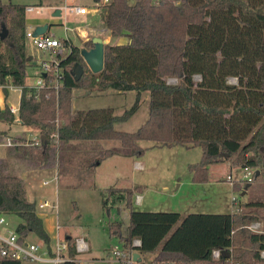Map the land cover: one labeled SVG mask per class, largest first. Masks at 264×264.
Returning <instances> with one entry per match:
<instances>
[{"label":"trees","instance_id":"obj_1","mask_svg":"<svg viewBox=\"0 0 264 264\" xmlns=\"http://www.w3.org/2000/svg\"><path fill=\"white\" fill-rule=\"evenodd\" d=\"M25 9L0 2V86L22 89L18 121L41 135L39 145L17 140L22 144L9 150L11 158L24 164L25 172L61 169L64 150L75 141L120 143L93 161L90 171L113 156L141 158L145 149L140 142L150 141L168 147H201L202 161L190 166L196 183L207 182L209 165L232 161L233 166L255 172L251 182L234 184L235 192L244 193L247 185H264V0H136L134 5L129 0H112L102 9L104 26L113 38L127 37L129 42L105 45L104 70L93 74L83 49L60 39L69 51L61 62V86L40 90L38 98L26 87L30 61ZM5 29L8 36L2 39ZM86 44L94 46L92 40ZM79 65L84 73L77 81ZM45 78L50 86L53 78ZM230 78L238 83L230 84ZM171 79L177 83L170 84ZM77 89L136 92L137 96L121 116L114 109L75 116ZM143 93L150 94V114L144 125L133 133L115 129L137 113ZM0 120L15 121L9 107L0 109ZM6 164L0 158V215L17 217L22 238L35 235L54 255L36 205L27 198L25 181L8 174ZM108 191L111 197L105 207L115 198L114 203H124L129 212L127 234L122 232L123 224L116 222L110 225L111 235L141 255L158 251L154 263L264 264V234L248 229L260 222L255 211L264 208L262 202L245 203L232 214H189L182 219L174 212L135 209L134 197L141 188ZM136 239L141 241L139 248L133 247ZM67 243L71 259H76L75 242ZM217 249L230 257L223 254L214 260L212 253ZM0 263L22 264L5 259Z\"/></svg>","mask_w":264,"mask_h":264},{"label":"rangeland","instance_id":"obj_2","mask_svg":"<svg viewBox=\"0 0 264 264\" xmlns=\"http://www.w3.org/2000/svg\"><path fill=\"white\" fill-rule=\"evenodd\" d=\"M0 2L7 5L20 6H36L42 3V5L46 6V10L42 15L28 14L27 16L26 14L29 18V23H35L31 20H37L36 18H50L55 10L54 7H51V2L47 0H44V2L42 0H0ZM61 2L58 7L86 5L89 14L97 16L94 9V0H61ZM135 2L136 0H129L131 5H134ZM64 17L68 21L63 22L61 25L57 24L60 21L56 19L57 22L55 20L51 26V33L61 40L65 38V27L75 29L78 25H82L75 22L74 14L68 13L65 16V13H63L62 19ZM99 23L100 20H97L95 27ZM77 43L83 50L91 49L87 46V42L84 43L79 37ZM50 58L52 57L48 53H44V56L38 61L41 62ZM38 74L39 68L31 67L28 71L27 81L31 84H36ZM196 80H198V77H196ZM169 83L176 84L177 81L171 79ZM229 83L237 84L238 81L235 78H230ZM88 92L89 94H87ZM133 102L134 95H116L112 90H75L73 95V114L76 116L80 112L112 108L119 114L130 108ZM17 116H19V113ZM148 116L149 102L142 100L140 110L134 118L128 123L119 124L116 129L122 132H136L147 121ZM32 136L34 138L35 135L31 134V139ZM24 138L15 137L14 139L23 141ZM0 141L4 142L5 137H1ZM119 146L120 143L118 141H78L70 143L64 150V163L59 169L61 177L62 175L63 178L67 176L66 179H61L59 183L58 213L62 226L61 233L64 237L68 236V229L70 230L72 225L74 226L72 229L73 233H88L93 245V253L105 259L96 264H121L114 257L113 249L111 251V246L115 247L117 242L116 238L111 236L110 225L115 216V213L111 211H121V208H123L121 206H125V204H115V198L109 201L107 208L104 203L111 197L108 189L112 185L118 183L121 187L132 188L133 176L136 181L135 187H143L140 195L144 199V204L136 206L137 210L143 212H174L180 214L183 219L189 214H232L238 211L245 203H264V185L262 184L252 185L245 196H243V192L234 191L233 184L243 183L246 180L245 170L241 167L233 166L232 161L209 165L207 182L202 184L194 182V173L190 170V166L202 161L203 150L201 147H168L155 142L143 141L140 142V146L145 149L143 157L132 159L121 156L112 157L106 159L92 174V170H89L88 165H91L93 161L95 162L106 149ZM5 149H2V152L4 151L10 159L9 161L5 158L9 163L6 164L8 167L7 173L23 176L26 173L24 171L26 167L10 157V149H6V151ZM55 175V169L31 171L24 175V179L30 189V197L34 201H37V203L41 202L43 200L41 195L49 191L53 195V199H49V201L55 203ZM228 177L232 178L233 183L228 181ZM45 181H53V184L44 186ZM78 183H83V185L77 188L70 186L72 184L78 185ZM84 184L92 185L85 187ZM95 184H97L96 189L94 187ZM65 186H69V188ZM82 186L84 187L82 188ZM233 198H237V204L233 202ZM248 211L249 209H243V212ZM255 213L257 214V221L264 222V208L256 209ZM7 217L11 225L17 228L21 221L15 216ZM121 223L124 224L123 221ZM176 228L177 226L173 228L169 236ZM28 241L42 244L35 235L29 236ZM41 253L42 251H40ZM153 260L154 253H147L143 255L142 263L140 264H151ZM22 264L51 263L25 261Z\"/></svg>","mask_w":264,"mask_h":264},{"label":"built area","instance_id":"obj_3","mask_svg":"<svg viewBox=\"0 0 264 264\" xmlns=\"http://www.w3.org/2000/svg\"><path fill=\"white\" fill-rule=\"evenodd\" d=\"M112 0H100L95 3L94 9L95 12H102V9L108 6ZM55 10L66 14H74L76 16H86L89 14V10L87 6L75 5V6H60L54 7ZM46 10L45 6H27L25 9L26 14H36L42 15ZM57 11V12H58ZM65 31H73L68 27H65ZM26 39L34 46L38 51L43 53H48L52 58L48 60H43L39 62L41 75L38 78L35 86L30 88L34 90L36 98H38V93L40 90L45 89L46 87H53L58 90L62 83L63 71L61 69V62L64 56L68 54V50L64 43L56 38L53 35H42L39 37L34 36L33 31H28L26 33ZM69 40V39H65ZM46 76L52 77V83L50 86L47 83ZM200 80V78H198ZM4 88L3 86H0ZM10 112L12 114H18L20 112V108H10ZM55 142L59 143L58 134L55 135ZM41 140H36L34 142L35 145H39ZM0 146L5 147H14L16 144L13 142L12 138H6L4 142H0ZM245 170V180L251 182L254 177V170L252 169H244ZM228 181L233 183L231 177H228ZM53 181H45L44 186L51 185ZM55 184L58 186L59 176L55 177ZM234 186V184H233ZM138 202H140V197H138ZM233 202L237 204V198H233ZM50 207L49 202L45 201L40 204L39 209L44 210ZM56 211H58V207L55 206ZM238 209V208H237ZM238 210H241L240 208ZM248 229L256 234H264V226L261 222H253ZM55 230L57 236L55 238V245L53 248V254L51 255L47 246L45 244H37L33 242H29L28 238H22L20 233L17 231V228H14L6 215H0V261L11 260V261H19V262H40V263H51V264H66L69 261H74L76 264H94L92 260H88L85 258H80L87 253H89V245L84 238H78L75 241V251L77 254L76 259H71L70 257V247L66 241H62L59 238V233L61 230L60 224L56 222ZM133 247L139 248L141 247V241L136 239L133 241ZM40 251L42 253L40 254ZM136 251L130 248H125L124 246L116 245L113 248V255L117 261L122 264H137V259H135ZM227 253V251H223L220 249L214 250L212 255L214 260H219L220 257ZM261 257L264 259V251L261 252ZM1 264V263H0ZM151 264H159L151 262Z\"/></svg>","mask_w":264,"mask_h":264},{"label":"crops","instance_id":"obj_4","mask_svg":"<svg viewBox=\"0 0 264 264\" xmlns=\"http://www.w3.org/2000/svg\"><path fill=\"white\" fill-rule=\"evenodd\" d=\"M47 1L51 2V4H50L51 7H55V6L58 7L59 6L58 4L62 3L61 0H47ZM42 2H44V1H42ZM95 3L96 2H94V6H95ZM39 5H42V3L39 4ZM21 6H24V5H21ZM82 6H84V5H82ZM24 7H27V6H24ZM57 11L58 10H54V13L52 14V16H50V18L41 17V18H36L37 20H31V21H34L35 23H33V22L29 23V18L27 17L28 16L27 15L26 16V30H27V32L28 31L35 32L38 28H41L43 26H47L48 25L49 26V29H48V32H47L48 35H53V36L56 37L55 34L51 33L52 23L56 19H58V21H60L57 24H61V25H62L63 22L65 23L66 21H68L67 18H65V17H64V19H62V15L57 16L56 15ZM95 14H97V16H92V15L89 14V15L80 17V16H76L75 15V22H77L79 24H82L83 26L82 25H78L75 29L71 28V29H73V31H69V32L64 30L65 38L63 40L69 39L70 41L73 42V44H75L78 47H79V44L77 43L78 42V37L81 38L84 43L90 41L91 37H93L92 40L94 38L103 39L107 43L106 45H109V44L110 45H125V44H127L129 42V39L127 37L113 38L111 36L109 30L104 26V23H103L102 18H101V13L100 12H95ZM96 19L100 20V23H99V25L97 27H95V22H97ZM56 22H57V20H56ZM70 34H72V36H70ZM26 48H27V55L29 56V61H30L29 62L28 71L30 70L31 67H34V68L38 67L39 68L38 78H39L40 75H41V71H40V66H39V61L38 60L42 56H44V53L38 51L34 46H32V44L27 39H26ZM27 80H28V78L26 79V87L27 88H32L33 86H35V84H31ZM77 90H81V89H77ZM82 91H84V90H82ZM114 93L116 95H134L133 104L135 103L136 96H137L136 92L120 93V92L114 91ZM17 94H18V96H17ZM87 94H89V92ZM73 95H74V93H73ZM21 96H22V89L21 88L14 87L12 85L5 86L4 88L0 87V103H1L0 109L1 110H5L6 107H9V109L11 107L20 108ZM142 100L149 102V114H150V94L149 93H143L142 94ZM142 100H141V102H142ZM133 104H132V106H133ZM130 108H128V109H130ZM112 109H114V108H112ZM128 109H126V110H128ZM139 110H140V108H139ZM114 111H115V109H114ZM123 113L117 114L116 111H115V115L116 116H121ZM13 115L15 116V121H13V122H7V121H4V120H0V139H1V137H5V139L6 138H12L13 142L16 145H19L20 143L17 140L14 139L15 137H22V138L25 137L24 140H26L28 142H30V141H34L35 142V140H38V139L40 140L41 139L40 132L37 129H35L33 127H26V126L22 125L18 121V116H17L18 114H13ZM134 116L131 119H133ZM148 118H149V116H148ZM129 121H127L126 123H128ZM120 124H125V123H120ZM118 125L119 124L115 125V129L117 128ZM24 134H26V136H24ZM31 134L35 135L34 138L32 136V139H31ZM75 142H78V141H75ZM75 142H72V143H75ZM5 148L6 149H10V148H13V147L0 146V158H2V159L6 158V159H8L10 161L9 157H7L5 152L4 151L2 152V149H5ZM6 149H5V151H6ZM113 157H118V156H113ZM110 158H112V157H110ZM127 159H132V158H127ZM101 164H99L96 167H94V169L92 170L91 173L93 174L94 170H96V168H98V166H100ZM88 167H90V165H88ZM55 170H56V175L55 176H57V175L59 176L58 186H56V184H55V190H56V192H55V195H56L55 203L53 201H49V199L50 200L53 199V195L49 191H46V192H44L41 195V198H43V200L41 202L37 203V201H34L30 197V195H31L30 189H29V187H28V185H27V183H26V181L24 179V175L26 173H28V172H26L23 176H21L23 178V180L25 181V183H26L27 198H28V200L30 202H32V203H34L36 205L37 214L43 220L45 230H46V232L48 233V235L51 238L52 247L56 243V241H55V238L57 236V233H56V230H55L56 222H58L60 224L59 213L55 209V206H57L58 209H59V206H58V195H59V191H60L59 190L60 189L59 183H60L61 179L63 180V179L67 178V176H65L64 178H63V175H62V177L60 176L59 169H55ZM72 182H74V181H72ZM89 182H91V181H89ZM52 184H53V182L51 183V185ZM131 184L133 186L132 188H130V187H121V185H119L118 183L112 185V187H110V188H115V189H119V190H126V189L133 190V189H138V188L143 189L142 186L135 187L136 181L134 179V176L132 177V183ZM81 185H83V183H78V185L72 184L70 186H73V187L77 188V187H80ZM84 185H85V187H88V186L90 187V185H92V184H84ZM65 187L69 188V186H65ZM83 187L84 186H82V188ZM94 187L96 189L97 188V184H95ZM87 189H90V188H87ZM141 193L142 192L136 193V195L134 197V208L135 209H136V206H141V205L144 204V199H143L142 195H140ZM138 197H140V202H138ZM45 201L49 202L50 207L47 208V209H44V210L39 209L40 204H42ZM116 204H122L123 205L124 203H116ZM121 207H123V208H121V211H116V210L111 211L112 213L113 212L115 213V216L113 217V220L111 221V224L116 223V222L121 223V221H123L124 224L122 226V232H123L124 235H126L127 234V229H128V224H129V212L126 210L125 206H121ZM111 212H109V214H111ZM60 227H61V230H62L61 224H60ZM73 227L74 226L72 225L70 227V230L68 229L69 235L66 236V237H64V235L61 233V230H60L59 238L62 241H66V242L69 239H72L75 242L78 238H84L86 240V242L88 243V245H89V253H87V254H85L83 256H80V258H85V259H88V260H92L94 262V264L105 260L104 258L98 257L96 254L93 253V245H92V242L90 240V235L88 233H84V234L73 233L72 232L73 231L72 230ZM111 236H112V238H116L114 235H111ZM116 242H117V244H115V246L119 245V244L121 246H124V244L120 243L118 238H116ZM113 248L114 247L111 246V251H112ZM136 253H138V252L136 251ZM157 254H158V251L154 253V258L157 256ZM139 255L140 256L137 258V260H138L137 264L142 263L143 255H141V254H139Z\"/></svg>","mask_w":264,"mask_h":264},{"label":"water","instance_id":"obj_5","mask_svg":"<svg viewBox=\"0 0 264 264\" xmlns=\"http://www.w3.org/2000/svg\"><path fill=\"white\" fill-rule=\"evenodd\" d=\"M57 16L61 15V12L58 11L56 13ZM49 26H43L41 28H38L34 32L35 37H39L42 35H46L48 32ZM8 36V30H4L2 34V39H5ZM93 42V48L90 50H83L82 56L84 58V61L86 62L87 66L91 70L93 74H100L104 70L105 65V45L107 44L103 39L101 38H94L92 40ZM84 73V68L79 65L77 66L75 70V76L76 80L79 81ZM257 176L259 173L257 172ZM251 187V185H247L245 192L243 193V196L246 195L247 190ZM140 255L136 253L134 255L135 259H137ZM226 257H230V253H225Z\"/></svg>","mask_w":264,"mask_h":264}]
</instances>
